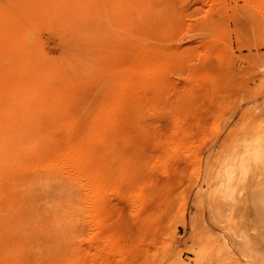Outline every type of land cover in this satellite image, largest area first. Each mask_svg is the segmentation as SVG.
Masks as SVG:
<instances>
[{"label":"rangeland","instance_id":"1","mask_svg":"<svg viewBox=\"0 0 264 264\" xmlns=\"http://www.w3.org/2000/svg\"><path fill=\"white\" fill-rule=\"evenodd\" d=\"M140 2L149 10L146 17H140L138 3L132 4L130 13L141 31L132 34L140 41L144 34L143 41L137 40L131 56L122 60L149 62L156 59L153 50H161L170 53V64L167 54L169 67L158 100L149 96L153 103L148 100L144 110L122 106L125 112L119 115V124L124 121L121 126L127 127L129 121V127L144 132L130 139L126 144L132 145L130 149H120L121 163L129 169L121 167L124 171L118 172L109 155L101 172L105 180L98 187L100 223L93 230L82 221L74 223L76 227L33 225L24 242V264L60 260L70 264V257L72 262L77 256L85 264H264V0ZM32 4L35 12L18 15L8 0L0 1L10 11L8 18L27 20L26 27L18 29L22 48L8 50L15 58L9 69L22 78L14 88L23 92L27 80L39 76L42 86L67 84L72 95L59 103L65 115L44 113L32 119L19 117L18 106L12 113L4 112L9 106L0 97V127L72 123L74 127L56 132L54 139H81L84 126L106 117L117 88L123 91L116 76L109 75H125L122 68L114 72L112 1L33 0ZM132 34L123 39L130 40ZM251 136L257 137L260 156L252 171L230 185L233 211L228 215L229 208L215 193L216 168ZM170 145L179 154L163 164V152ZM52 174L59 176L56 171ZM168 188L173 189L172 200L162 215L156 203ZM54 193L51 189L47 195ZM148 211L158 212L159 218H144ZM87 242L95 247L70 253L80 245L85 249Z\"/></svg>","mask_w":264,"mask_h":264},{"label":"bare ground","instance_id":"2","mask_svg":"<svg viewBox=\"0 0 264 264\" xmlns=\"http://www.w3.org/2000/svg\"><path fill=\"white\" fill-rule=\"evenodd\" d=\"M8 1L10 9L21 11L24 15L35 12L32 4L33 0ZM111 1L115 70L122 68L125 70V75L123 78H119L116 74L117 71L119 73L118 69L114 71L116 75L109 73L111 77L116 76V81L120 82L119 85L123 88V91L117 88L116 94L114 92L112 94L114 96L111 95L112 97H110L106 108V117L95 119L96 121L84 126L81 139L62 142L54 139L55 133L61 130L68 131L75 124L66 123L49 126L32 124L0 127V244H2L0 263L24 264L23 257L26 253L24 242H26L27 237L33 230V225L73 223L74 227H76L77 225L74 223L82 221V223L84 222V224L89 226V230H93L95 225L100 223L102 216L98 212L96 204L101 199L98 187L105 180L101 176V172L108 166L107 159L109 155L115 158L117 168H119L118 172H121L122 168L126 170L128 165L121 163L122 154L120 155V149L127 150L128 146H132L131 144L126 145L129 144L130 139L133 140L139 134L142 135L141 133H144L143 130H140L141 127H135V129L132 127L133 125L129 127L128 119L126 124L129 126H121L124 121L121 125L119 124V115H123L125 112L122 106L125 103L131 106H139V108H136L144 110L151 97L158 96L160 92H163L164 81L162 78L166 74L167 66L169 67L165 63L168 58L167 62L170 64V53L168 54V51L165 54V51L153 50L155 51L152 52L156 59L149 62L142 61V59L134 60L135 62L122 60L124 56H131L132 48L135 46L132 45L136 44L137 40L140 41L137 37L139 35H136L138 38L136 40L132 34L134 30L136 34V29L138 30L137 32H141L138 29V25L136 27L134 23H137V21L131 18L130 9H132V4L138 3V7L142 11V14H140L142 18L149 12L148 8L144 7L143 2H140L142 0H136V3L134 0ZM135 6L137 7V5ZM21 12L18 15H22ZM8 15H10V11H6V8L0 6V97H4L9 106L4 112L12 113L18 106L21 108L18 116L26 119H32L44 113L55 116L65 115L66 110L59 103L72 95L67 84L47 88L42 86L40 77L36 76L31 81L30 79L27 80L26 85L23 87V92H19L14 88V83L21 81L22 78L12 73L9 69L15 58L8 50L11 49L13 52V49L22 48V43L17 38L18 29L20 27L25 28L27 25L25 21L27 20L20 16L24 21L22 23L16 16L8 18ZM146 21L144 20L142 24H145ZM139 22L138 24H140ZM154 25L152 24V26ZM129 33L132 34L130 35V40L128 39L129 36H126L127 39H123V35H129ZM141 37V41H143L144 34ZM145 39H148V36ZM140 45H138L139 50L142 48ZM141 50L143 51L144 49ZM145 53L143 54L144 57ZM156 53L159 54L161 59L158 57L157 60ZM117 82L116 84H118ZM157 96L155 100L152 99L154 101L158 100L159 97ZM153 100H150L151 103H153ZM117 112L118 116L115 117L114 114H117ZM142 112L141 114L143 115L144 113ZM138 146L136 148H139L138 151H140L141 149ZM129 147L128 149H130ZM163 153L165 155L164 158L162 157L164 159L162 161L163 164L172 162L173 156L179 154L171 145ZM122 156L124 157V154ZM259 156L257 137L251 136L247 142L239 145L234 150V153L216 168L214 178L215 193L220 202H223L229 208L228 215L233 211V204L230 202V185L239 183L248 172L252 171L254 163ZM189 158L190 155L185 156V160ZM37 169L46 170H44L45 173H42L43 171L34 172ZM123 169L122 172L124 171ZM53 170L59 176L52 174L55 172ZM113 170L115 171V169ZM87 172L91 174L88 175L86 174ZM114 182L119 181L114 180ZM74 186L81 190L79 195L75 193ZM51 189L55 193L50 197L47 194ZM170 189H165L166 191L161 199L157 198L159 202L154 198L157 202L156 205H159L158 212L161 211L162 215L165 214L171 202L170 200H172L173 189L169 191ZM158 212L148 211L143 216L145 218L147 215L148 218L154 220V218H159L156 217ZM227 219L230 220V216ZM151 224L153 226V223ZM151 224L149 227H151ZM222 238L225 240V235ZM84 245L85 249L80 245V247L78 246V248L71 250L72 252L70 253L87 252L95 247L93 242H87ZM71 260L70 257V264H85V259L82 257L77 256V259L72 261L74 262L75 260L74 263ZM58 262L56 261L54 264H69V262L62 263L61 260Z\"/></svg>","mask_w":264,"mask_h":264}]
</instances>
